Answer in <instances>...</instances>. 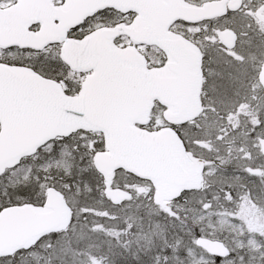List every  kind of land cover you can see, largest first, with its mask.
<instances>
[{
	"label": "water",
	"instance_id": "water-1",
	"mask_svg": "<svg viewBox=\"0 0 264 264\" xmlns=\"http://www.w3.org/2000/svg\"><path fill=\"white\" fill-rule=\"evenodd\" d=\"M19 0L3 8L0 43L29 45L41 50L61 43V60L76 72H89L76 95H65L59 83L28 68L0 66V75L20 81L26 94L36 99L33 114L17 123L0 143V165L35 152L47 140L77 130L100 131L107 152L94 156L102 174L105 196L119 203L129 195L109 188L115 169L123 168L155 185L154 200L166 201L182 190L198 188L203 161L190 159L182 142L168 127L146 130L154 101L164 107L167 123L184 122L199 111L201 81L197 49L169 31L177 19L197 22L225 12L223 0L194 5L184 0ZM111 6L135 16L126 24L96 28L81 38L68 37L69 30L98 9ZM39 24L37 30L26 25ZM126 35L134 44L155 45L166 55L159 68L148 69L134 45L118 47L114 39ZM259 81L264 87V62ZM102 85V86H101ZM264 153V139H260ZM71 211L56 192H47L45 208L7 213L0 224L2 246L35 242L43 235L65 229ZM198 245L214 243L198 239Z\"/></svg>",
	"mask_w": 264,
	"mask_h": 264
},
{
	"label": "flooded vegetation",
	"instance_id": "flooded-vegetation-1",
	"mask_svg": "<svg viewBox=\"0 0 264 264\" xmlns=\"http://www.w3.org/2000/svg\"><path fill=\"white\" fill-rule=\"evenodd\" d=\"M186 1L201 4L207 0ZM225 9L222 16L195 23L177 20L170 27L171 32L195 46L201 61L199 112L185 122L170 125L191 154L190 159L203 161L199 188L171 199L170 213L154 203L155 189L149 180L116 172L112 187L130 192V198L120 204L107 200L103 206L107 264H146L148 257L165 245L178 248L180 253L191 245L193 251L185 264L193 260L212 264L217 254L224 256L229 249L248 252L264 248V154L259 145L264 137V105L254 108L253 121L262 132L248 141L254 145L252 152L242 157L215 154L217 141L225 148L241 143V109L231 106L232 101L253 100L252 107L264 100V88L259 83L264 61V0H225ZM139 49L149 68L164 64L165 55L155 46L142 45ZM158 107L155 103L154 108ZM119 172L127 180L119 178ZM234 172L238 180H215L217 173ZM100 212L95 214L98 219ZM196 238L215 245L198 246ZM78 239L77 234L72 236V240Z\"/></svg>",
	"mask_w": 264,
	"mask_h": 264
},
{
	"label": "snow or ice",
	"instance_id": "snow-or-ice-1",
	"mask_svg": "<svg viewBox=\"0 0 264 264\" xmlns=\"http://www.w3.org/2000/svg\"><path fill=\"white\" fill-rule=\"evenodd\" d=\"M6 2L7 0H0V12ZM15 3L19 5V0H15ZM111 12V6L98 9L80 24L73 26L69 30V36L85 29L91 31L93 21L96 27L107 26L105 18L110 17ZM3 22L0 18V24ZM109 22L113 25L116 23L115 20ZM33 26L26 25L28 28ZM21 48L30 50L31 46L0 43V66L10 69L28 68L37 75L43 69L53 73L56 83L65 85V95H71L73 91L79 92V82L67 79L68 73L62 65L44 55L21 59L15 55ZM36 104V99L26 94L20 81L0 75V143L17 123L33 114ZM101 147L99 140H91L89 147V141L83 135L69 133L51 138L35 152L15 158L14 163L0 165V224L7 213L45 208L49 190L58 193L70 205L76 203L80 196L79 185L84 183L87 186V181L83 178L91 175L95 167L93 158ZM79 215L77 209V216ZM58 246L63 249V242L57 238L56 233H52L50 237L45 234L31 243L25 241L11 244L7 248L2 246L0 238V264H30V260H34L36 264H53L59 259ZM192 251L191 245L183 253L178 248L165 245L148 257L146 264H185ZM212 264H264V248L248 252L229 249L224 256L217 254Z\"/></svg>",
	"mask_w": 264,
	"mask_h": 264
},
{
	"label": "rangeland",
	"instance_id": "rangeland-1",
	"mask_svg": "<svg viewBox=\"0 0 264 264\" xmlns=\"http://www.w3.org/2000/svg\"><path fill=\"white\" fill-rule=\"evenodd\" d=\"M12 2H14V0H7L4 7L8 6ZM111 16H114V14L111 13ZM119 18H121V17H119ZM119 18L117 20H119ZM107 19L108 18H105V21ZM92 23H93V27H96L95 22L93 21ZM120 42H121V44L127 43L125 41V39H121ZM27 52H30V51H27ZM39 54H40V52H32L31 51L30 53H25L24 57L35 56V55H39ZM62 85H63V87L65 86L63 83H62ZM252 102H253V100L250 101L247 99H238V100L232 101L231 106L236 105V106H239L241 109V114L239 115L240 126H239V130H238L240 135H241V143H239V146H237V147L232 146L229 148H225L221 142L217 141L218 148L216 149L215 154H217V155H229L232 153L234 155L242 157V156L248 155L249 151L252 152L254 145L251 144L252 145L251 146L250 144H248V141L251 142L254 139V136L257 137L259 135L257 133L262 132V128H259L257 126L258 124L256 125L255 122L253 121L254 115H255L254 114V110H255L254 108L256 106H259L262 104L260 101H256V105L251 107ZM263 103H264V101H263ZM155 119L157 121L159 119V117L157 116L156 113H155ZM159 124H160V121L157 122V125H159ZM157 125H155V126H157ZM250 133H253V135L250 136ZM210 135H211V133L208 132V136H210ZM242 138L245 140L243 144H242V142H243ZM246 141H247V145H244ZM239 149H240V151H239ZM210 154H212V153H210ZM235 176H236V174L234 172V173H230V175L217 173V174H215L214 177H215L216 181L232 182L234 180H238V177H235ZM119 178L127 180V177L122 175V174L119 175ZM83 179L87 181V186L83 187L85 184L84 183L80 184V186H79V189H80V196L79 197L80 198H79V200L77 199V202L74 203V205H76L77 207L79 206L80 216H83V215L88 216V218L85 219L88 224H90L91 221L93 223H96V222H99L100 220L99 219L97 220L96 218L91 219L89 216V209L93 212L94 207H100V206L103 207V205L106 204L104 197L100 193L101 192L100 180L98 178H96V176L93 177L92 175L86 176ZM88 180H89V182H88ZM91 180H93V181H91ZM87 206H89V207H87ZM83 208H86V209H83ZM95 211H97V210H95ZM101 224H102L101 226H104L103 223H101ZM91 225H93V224H91ZM81 226H82V222L80 223V227ZM94 229H97V228H93L92 226L89 227V230L93 231ZM89 230H86V229L82 230L81 231L82 236L88 235L87 232ZM183 230L186 231L185 228H183ZM85 240H86V237H82L80 239L79 244H78L79 247H74L72 245V243L71 242L69 243L68 241H66V244L63 245V249H60V247L58 246L57 252L59 255V259L55 260L53 262V264H61V261L63 262V264H95L93 257L83 247L82 241H85ZM88 241L89 242H87L86 245H88L90 249H96L97 247H101L100 245L97 246L99 244V238H94L91 240L89 239ZM100 250L101 249H98V251H100ZM198 263H199L198 260H193V262H192V264H198ZM30 264H36V262L34 260H30Z\"/></svg>",
	"mask_w": 264,
	"mask_h": 264
},
{
	"label": "trees",
	"instance_id": "trees-1",
	"mask_svg": "<svg viewBox=\"0 0 264 264\" xmlns=\"http://www.w3.org/2000/svg\"><path fill=\"white\" fill-rule=\"evenodd\" d=\"M83 33H84V31L81 32V33H72L71 35L74 36V37H79V36H81ZM25 53H27V52H25L24 50H21V49H20L15 55H16L17 57L23 59ZM45 56H46L49 60L53 61L54 63H56V64H60V65L63 66V69L66 70L67 73H68V75H67V77H66L67 79H69V80H75V81H78V82H79V80H80V78H81V74L71 73V72L68 70V68H67V67H66V66L60 61V59H59V57H58V48H57V47H53V48L50 50V52H48V53L45 54ZM41 73H43V74H45V75H48V76H52V77H54L53 74H51L50 72H45L43 69H41ZM73 92H74V91H73Z\"/></svg>",
	"mask_w": 264,
	"mask_h": 264
},
{
	"label": "bare ground",
	"instance_id": "bare-ground-1",
	"mask_svg": "<svg viewBox=\"0 0 264 264\" xmlns=\"http://www.w3.org/2000/svg\"><path fill=\"white\" fill-rule=\"evenodd\" d=\"M104 239H105L104 237L101 238V243H100V246H101V247H99V249H101V250L98 251V253H99L101 256H104V252H105V247H104L105 240H104ZM86 249H87V251H88L89 254H93V253H95V250H94V249H90V248H86Z\"/></svg>",
	"mask_w": 264,
	"mask_h": 264
}]
</instances>
